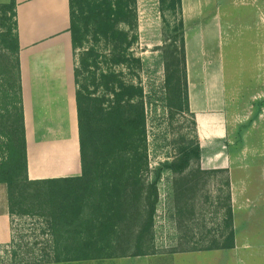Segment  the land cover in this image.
Listing matches in <instances>:
<instances>
[{"label": "trees", "instance_id": "1", "mask_svg": "<svg viewBox=\"0 0 264 264\" xmlns=\"http://www.w3.org/2000/svg\"><path fill=\"white\" fill-rule=\"evenodd\" d=\"M136 2L68 0L81 177L44 181H29L27 177L16 3L9 0L0 5V136L6 140L3 145L7 150L0 163V184L6 186L10 218H43L47 222L43 234L52 238L57 237L58 224L71 225L72 221L80 227H93L90 233L103 238L70 242L60 251L54 243V263L152 255L161 175L169 172L178 178L177 198L194 191L198 178L220 173L200 169L202 151L195 135L186 138L173 160L163 163L154 180L147 182L143 89L125 82L116 71L119 67H142L132 53L138 41ZM160 11L176 17L172 28L169 23L165 25L177 44L166 64V81L176 86L174 102L184 103L183 110L190 113L182 0H161ZM192 124L195 130L194 119ZM99 182L105 190L96 192L104 196L105 204L98 203L99 207L84 212L89 190ZM228 215L231 217L229 211ZM74 231L73 238L80 236ZM111 236L113 241H106ZM222 237L221 245L205 250L233 249V230L230 228ZM74 253L79 258L74 259ZM12 254L16 256L14 251Z\"/></svg>", "mask_w": 264, "mask_h": 264}, {"label": "rangeland", "instance_id": "2", "mask_svg": "<svg viewBox=\"0 0 264 264\" xmlns=\"http://www.w3.org/2000/svg\"><path fill=\"white\" fill-rule=\"evenodd\" d=\"M184 1L182 15L183 19L186 18L185 40L192 79L196 84L200 82L202 75L206 74V67L208 70L214 67L222 77L228 136L221 143L224 145L214 143L211 147L216 152L224 146L225 160L232 169L222 171L209 167L203 170L220 173L198 178L194 191L177 198L175 182L178 178L169 172L161 175L151 252L164 255L203 251L221 245L222 235L234 227L243 237L251 235L255 246L264 252V0ZM8 2L0 0V5ZM160 9L161 0H137L138 41L132 53L141 60L142 67L141 70L116 69L125 82L143 89L147 182L154 180L163 163L173 160L186 138L197 136L192 114L183 110L184 103L178 105L174 102L176 86L166 81V64L177 46L172 31H169L176 17L170 12L162 14ZM168 23L169 29L165 27ZM79 53L77 51V59ZM5 143L6 140L0 136V163L7 155ZM207 155L202 152L201 170L202 164L209 163ZM195 167L194 164L192 169ZM97 185L89 190L84 202L88 206L84 212L105 204L104 196L96 192L102 193L105 185L100 182ZM46 223L38 216H12L14 242L12 240L13 245L0 246V264L135 263L133 259L129 262L118 260L122 258L54 263V243L60 251L70 242L103 238H95L90 233L93 227H80L77 223L74 225V221L71 225L58 224L57 237L52 238L50 234H43ZM74 230L80 232L77 240L73 238ZM106 241H113L112 236ZM13 251L16 256H13ZM77 258L79 256L74 253V259ZM258 261L264 264V257Z\"/></svg>", "mask_w": 264, "mask_h": 264}, {"label": "crops", "instance_id": "3", "mask_svg": "<svg viewBox=\"0 0 264 264\" xmlns=\"http://www.w3.org/2000/svg\"><path fill=\"white\" fill-rule=\"evenodd\" d=\"M15 3L28 180L80 178L68 0H15ZM183 22L185 33V17ZM185 52L189 111L201 150L209 159L201 168L230 171L232 166L225 160L224 146L216 152L211 147L214 143L224 145L221 143L228 136L222 77L214 67L211 70L206 67L205 76L194 83L186 40ZM233 232L231 250H191L118 260L133 259V264H262L258 260L264 257V252L255 246L251 235L243 237L237 227ZM12 240L7 190L0 184V246Z\"/></svg>", "mask_w": 264, "mask_h": 264}]
</instances>
